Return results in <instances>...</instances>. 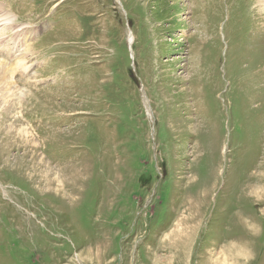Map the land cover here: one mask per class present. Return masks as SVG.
<instances>
[{
	"label": "rangeland",
	"instance_id": "374dc122",
	"mask_svg": "<svg viewBox=\"0 0 264 264\" xmlns=\"http://www.w3.org/2000/svg\"><path fill=\"white\" fill-rule=\"evenodd\" d=\"M1 1L0 264H264V7Z\"/></svg>",
	"mask_w": 264,
	"mask_h": 264
},
{
	"label": "bare ground",
	"instance_id": "6f19581e",
	"mask_svg": "<svg viewBox=\"0 0 264 264\" xmlns=\"http://www.w3.org/2000/svg\"><path fill=\"white\" fill-rule=\"evenodd\" d=\"M193 1V0H192ZM191 2V1H190ZM256 3H257V8L259 9L261 6L264 7V0H256ZM192 4V3H191ZM262 10V9H261ZM260 11V10H259ZM1 12H3L2 14H0V34L2 36H4L5 38H9V37H13V38H10V39H0V52H6V53H10L12 52V54L14 55H21L23 52H20V49L24 48L25 46V43L28 39V34L27 33H30L32 32V30H34L35 32H38V28L37 26H35V28H30L29 26L27 25H23V24H20V25H16V28H13V29H8L6 27V25L11 21V17H13V20L17 19V16L14 14V12L10 11V10H1ZM262 12V11H261ZM6 13V14H5ZM11 13V14H10ZM264 13V12H262ZM8 14V15H7ZM264 17V15H263ZM13 25V23H12ZM23 25V26H22ZM20 26V27H18ZM18 27V28H17ZM16 30H21L19 34H14ZM8 32H11L8 34ZM188 36V35H186ZM34 39V38H33ZM11 41V42H9ZM7 42V43H6ZM3 43V44H1ZM180 60V59H179ZM19 64L20 61H18L17 63V67H15V62H12V64H9L7 66H10L9 67V71L7 72L6 69L3 70L1 69L0 67V70L3 72V73H6L5 76H6V80L8 81V84L10 85L12 82L15 83V80L13 79V77L15 76L14 74V71L16 69H20L19 67ZM186 65V64H185ZM190 66V65H189ZM187 66V67H189ZM184 67V66H183ZM3 68V67H2ZM186 69V68H185ZM187 71V70H186ZM189 75V74H188ZM14 80V81H12ZM3 81H4V78L2 76H0V87L3 85ZM17 83V82H16ZM17 85V84H16ZM12 89L11 91L12 92H15L13 98L17 95L18 98H20V95L24 92L22 90L21 87H19L18 85L17 86H10ZM183 88V87H182ZM8 89V88H7ZM191 102V101H190ZM15 130V129H14ZM18 130H19V133H22L23 135H26L28 134L25 126H22V125H19L18 126ZM12 131V128L9 132ZM14 132V131H12ZM17 133V132H16ZM26 137V136H25ZM234 250V248L232 249ZM230 251V250H229ZM229 251H220V252H215L214 255H213V259L215 261V263H218V261L221 263V264H224V262H221V260L223 258L226 257V255L229 253ZM224 256H219V255H223ZM232 254V253H231ZM239 251H237L235 249V255H230V257H235L237 261H239ZM217 256V257H216ZM228 258V257H227ZM224 261V260H222ZM227 262V261H226ZM229 264V263H228Z\"/></svg>",
	"mask_w": 264,
	"mask_h": 264
}]
</instances>
